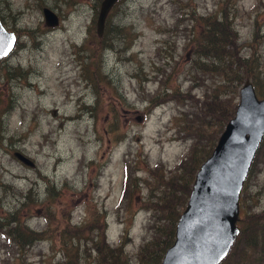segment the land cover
<instances>
[{
  "label": "rangeland",
  "instance_id": "obj_1",
  "mask_svg": "<svg viewBox=\"0 0 264 264\" xmlns=\"http://www.w3.org/2000/svg\"><path fill=\"white\" fill-rule=\"evenodd\" d=\"M101 2L0 0L17 34L0 58V264H115L107 250L120 246L116 263L155 264L141 254L149 208L162 210L164 175L193 149L179 113L184 94L202 100L192 45L206 18L227 19L248 61L238 102L247 79L264 97V0H120L100 41ZM247 184L246 207L259 214L264 159Z\"/></svg>",
  "mask_w": 264,
  "mask_h": 264
},
{
  "label": "trees",
  "instance_id": "obj_2",
  "mask_svg": "<svg viewBox=\"0 0 264 264\" xmlns=\"http://www.w3.org/2000/svg\"><path fill=\"white\" fill-rule=\"evenodd\" d=\"M203 23L202 32L196 36L192 45L199 59L193 61L191 72H194L193 78L199 79L205 89L202 100L196 99L191 94H184L183 96L190 103L184 104L179 113L183 123L181 133L192 140L193 149L187 159L179 163L168 175H164L166 179L171 177L166 182L170 186H168L169 192L163 198V211L158 207L149 208L153 211L149 237L141 247V254L144 256L152 251L151 261L155 264H161L165 250L173 244L177 222L187 206L197 171L211 155L227 123L235 115L239 98L238 89L244 79L239 65L242 63L247 69L248 61L242 62L237 56L236 32L229 29L227 19L218 21L216 18L208 17ZM107 29L106 22L104 35L99 36L100 41L106 38L109 32ZM194 34L196 35L195 32ZM200 71H203V75L199 77ZM262 90L260 88L259 92L264 94ZM262 159H264V138L242 190L241 214L238 222L240 233L232 250L220 264H264V210L259 214H252L246 207L247 183L257 172L258 164ZM128 177L126 175V182ZM18 236H20L19 229L15 228V237ZM104 246L106 245L96 244L98 249ZM117 251L123 253L122 246L108 247L107 250L115 264H118L116 262L119 259Z\"/></svg>",
  "mask_w": 264,
  "mask_h": 264
},
{
  "label": "water",
  "instance_id": "obj_3",
  "mask_svg": "<svg viewBox=\"0 0 264 264\" xmlns=\"http://www.w3.org/2000/svg\"><path fill=\"white\" fill-rule=\"evenodd\" d=\"M118 1L102 0L96 24L100 37ZM43 11L48 26L60 23L51 8ZM16 40V33L7 30L0 19V58L13 50ZM263 138L264 97L258 96L254 83L247 79L235 115L196 173L187 206L177 222L175 240L161 264H220L228 256L240 233L242 190ZM15 155L35 166L22 152Z\"/></svg>",
  "mask_w": 264,
  "mask_h": 264
},
{
  "label": "bare ground",
  "instance_id": "obj_4",
  "mask_svg": "<svg viewBox=\"0 0 264 264\" xmlns=\"http://www.w3.org/2000/svg\"><path fill=\"white\" fill-rule=\"evenodd\" d=\"M217 145V144H216Z\"/></svg>",
  "mask_w": 264,
  "mask_h": 264
}]
</instances>
